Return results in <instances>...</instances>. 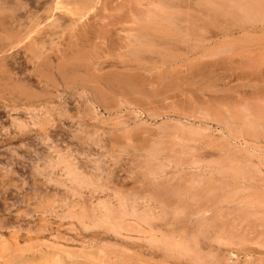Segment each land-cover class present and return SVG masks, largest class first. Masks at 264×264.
<instances>
[{
	"label": "rangeland",
	"instance_id": "rangeland-1",
	"mask_svg": "<svg viewBox=\"0 0 264 264\" xmlns=\"http://www.w3.org/2000/svg\"><path fill=\"white\" fill-rule=\"evenodd\" d=\"M0 264H264V0H0Z\"/></svg>",
	"mask_w": 264,
	"mask_h": 264
},
{
	"label": "bare ground",
	"instance_id": "bare-ground-1",
	"mask_svg": "<svg viewBox=\"0 0 264 264\" xmlns=\"http://www.w3.org/2000/svg\"><path fill=\"white\" fill-rule=\"evenodd\" d=\"M160 2V1H159ZM163 2H165V1H163ZM198 2V1H197ZM176 3V2H175ZM244 3V2H243ZM255 3V2H254ZM229 10V9H228ZM227 13V12H226ZM167 16V15H166ZM215 17V16H214ZM228 17V16H227ZM179 20V19H178ZM174 21V20H173ZM185 21V20H184ZM235 21V20H234ZM202 25V24H201ZM204 35V34H203ZM227 38V37H226ZM239 46V45H238ZM224 49V48H223ZM228 53H229V51H228ZM225 54V53H224ZM203 55V54H202ZM61 70V69H60ZM105 78V77H104ZM100 97H101V95H100Z\"/></svg>",
	"mask_w": 264,
	"mask_h": 264
}]
</instances>
